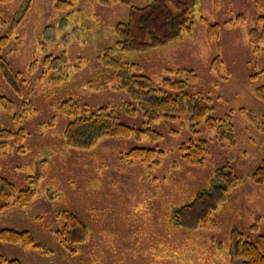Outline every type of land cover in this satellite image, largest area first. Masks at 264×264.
<instances>
[{"label": "rangeland", "instance_id": "1", "mask_svg": "<svg viewBox=\"0 0 264 264\" xmlns=\"http://www.w3.org/2000/svg\"><path fill=\"white\" fill-rule=\"evenodd\" d=\"M57 1L0 2V22L19 16L6 58L22 71L23 79V94L18 95L0 73V93L15 101L12 111L0 105V128L23 126L29 132L24 151L7 140L0 174L37 190L29 207L0 211V227L29 229L53 252L42 255L0 243L2 250L23 264H235L228 250L232 228L247 230L264 216V184L248 180L264 159V99L255 94L264 84V43L257 53L248 34L254 26L260 27L254 0H198L196 24L182 38L145 51L114 52L122 63L139 65L140 72L156 84L168 67L194 69L199 78L188 90L210 97L217 115L232 116L235 145L226 141L222 147L213 140L203 166L186 164L177 150L192 135L189 129L172 135L170 130L179 124L158 122L157 128L165 134L158 143L164 151L158 171L124 161V151L137 144L133 139L107 137L91 150L65 145L63 131L72 116L63 112L62 103L74 101L80 113L88 114L104 104L119 110L127 97L115 86L119 80L113 69L98 55L114 44L113 28L127 19L129 6L123 1L69 0L71 4L58 8ZM239 14L245 16L242 24H225ZM201 17L220 23L219 38H209ZM0 31H5L1 25ZM47 53L66 54L67 60L53 71L43 63ZM34 60L37 68L31 71ZM24 100L32 103L34 112L22 113L16 121L11 113L23 112ZM125 121L134 120L125 117ZM173 161L177 168L172 169ZM224 163L245 180L216 211L218 229L173 225L172 206L189 201ZM152 175L158 178L153 181ZM66 208L90 228L87 245L76 256L66 253L53 233L63 224L57 212ZM260 226L264 233V223Z\"/></svg>", "mask_w": 264, "mask_h": 264}, {"label": "trees", "instance_id": "2", "mask_svg": "<svg viewBox=\"0 0 264 264\" xmlns=\"http://www.w3.org/2000/svg\"><path fill=\"white\" fill-rule=\"evenodd\" d=\"M8 1L10 0H0ZM103 1H123L129 6L127 19L117 22L113 28L116 35L114 44L106 46L98 55L99 61L113 69L114 76L119 80L115 86L125 91L127 97L120 104L119 110L114 105L104 104L88 114L80 113L74 101L62 103L63 112L72 116L63 131L65 145L91 150L107 137L133 139L137 144L124 151V161L130 165L142 164L150 170L158 171L162 167L159 157L164 154L158 143L164 139L165 134L157 128V124L168 120L179 124V128H172L170 134L178 135L182 128L189 129L192 134L177 148L181 159L188 165L203 166L212 152L213 140L222 147H225L226 141L230 146H234L235 125L232 116L229 113L217 115L210 97L188 90V86L199 78L194 69L168 67L163 79L156 84L150 76L140 72L141 68L136 63H122L114 57L117 50L145 51L162 47L191 32L196 24L198 0H149L145 4H135L130 0ZM68 4H71V1L58 0L56 3L58 8ZM254 6L260 12L257 16L260 27L254 26L248 34L254 50L260 54L264 43V0H254ZM24 12L22 8V16ZM244 18L243 14H239L235 19L227 20L225 24H242ZM200 20L206 24L210 39L220 37L219 22L211 23L205 17ZM18 22L19 16L9 23L0 22L5 29L0 31V73L15 92L22 95V71L15 70L6 58V50L10 46ZM66 60V54L47 53L43 63L54 71L60 69ZM35 68L37 62L34 60L30 69L33 71ZM261 72L264 73V70ZM255 94L264 99V84L256 89ZM0 105L12 111L15 101L0 93ZM23 105V112L11 113L16 121L22 113L28 115L34 112L30 101L24 100ZM125 117L136 122H126ZM28 136L29 132L23 126L16 130L0 128V169L7 140H12L18 151H24L23 143ZM171 167L177 168L178 163L173 161ZM150 178L154 181L158 175H152ZM244 180L245 177L238 175L230 163L216 167L208 182L198 188L189 201L172 206L170 222L187 230L218 229L216 211L227 202L229 195ZM248 180L255 184H264V159L249 174ZM32 181L33 179L30 180ZM36 193V188L19 186L0 174V211L12 207L27 208ZM57 217L63 220V224L53 231L57 242L69 255L76 256L83 252L90 237L88 224L78 213L67 208L58 211ZM260 223H264V216L258 217L247 230L232 228L228 250L235 264H264V233L260 231ZM0 243L32 249L42 255H50L53 252L52 248L36 238L32 231L24 228L0 227ZM0 264L23 262L18 257H9L0 247Z\"/></svg>", "mask_w": 264, "mask_h": 264}]
</instances>
